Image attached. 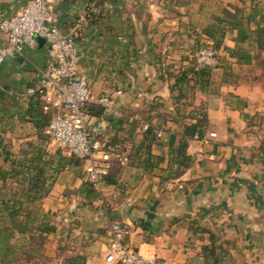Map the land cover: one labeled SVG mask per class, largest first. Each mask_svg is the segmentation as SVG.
Here are the masks:
<instances>
[{
    "label": "crops",
    "instance_id": "obj_1",
    "mask_svg": "<svg viewBox=\"0 0 264 264\" xmlns=\"http://www.w3.org/2000/svg\"><path fill=\"white\" fill-rule=\"evenodd\" d=\"M27 1L0 0V9L14 15ZM257 3L256 20L264 25V0ZM235 5L242 0H51L58 24L77 45L93 96L121 93L117 112L94 115L92 125L103 147L114 142L107 171L116 183L106 182L104 200L91 199L83 188L86 161L58 176L43 200L56 231L47 236L39 264H110L111 222L127 226L132 248L167 264H206L202 248L212 238L225 243L234 264H264V51L252 47V62L245 64L221 49L232 74L216 68L212 93L193 81L176 86L197 49L213 44L204 33L213 16ZM235 36L227 31L224 46L235 48ZM48 62L38 38L0 65V138L16 153L40 142L28 88ZM201 109L207 122L195 118ZM199 125L203 137L195 132ZM151 127L155 138L145 137ZM183 135L187 167L171 164ZM144 140L155 166L144 168L136 156L122 164L118 154L129 155ZM48 149L57 148L50 143ZM139 155L140 161L149 157Z\"/></svg>",
    "mask_w": 264,
    "mask_h": 264
},
{
    "label": "trees",
    "instance_id": "obj_2",
    "mask_svg": "<svg viewBox=\"0 0 264 264\" xmlns=\"http://www.w3.org/2000/svg\"><path fill=\"white\" fill-rule=\"evenodd\" d=\"M247 1L242 0V6H230L232 9L225 7L221 15L213 16L204 33L213 41L211 46L217 54L219 63L216 66L197 68L196 54L199 47L190 67L182 71L178 77L177 88L180 87L182 90L181 84L185 85L193 81L203 92H214L212 84L214 70L223 67L225 76L232 74L231 64L221 56V49L226 50L231 58L245 64L252 62L253 55L250 51L252 47L264 51V25H260L256 20L259 15L257 0H250V5ZM253 23L258 25L254 27ZM229 30L236 31L235 48L224 46V38ZM44 105L40 93L32 95L29 113L40 140L38 144L28 142L16 153L0 138V155L4 161L0 164V264H14L18 259L25 264H39L45 258V240L49 234L56 231V226L52 223L53 215L44 209L43 200L51 193L59 175L68 169L82 167L85 161L74 154H66L62 147H56L53 154L49 151L48 145L51 141L46 130L53 112L45 110ZM91 113L99 116L103 115L104 111L100 106H94L91 108ZM195 118L198 123L208 121L207 113L203 109L196 113ZM196 128L195 132L199 137H203L205 130L200 125ZM144 134L145 137H156L152 127ZM112 144L114 142L105 145L104 150L116 152L109 146ZM187 148L188 138L187 135H183L172 152V165L187 167L190 164L191 157ZM150 151L151 144H147L144 140L137 145L132 152L133 155L129 153L127 157L131 159L132 156L133 158L136 156V163L150 169L155 166ZM141 152L149 154V157L140 161ZM262 152L264 154V144ZM178 173V170L171 171L174 175ZM105 181L116 183L111 179L108 171ZM83 188L87 197L91 199L100 197L88 179ZM202 256L206 264H234L225 243L218 242L215 238L203 246Z\"/></svg>",
    "mask_w": 264,
    "mask_h": 264
},
{
    "label": "built area",
    "instance_id": "obj_3",
    "mask_svg": "<svg viewBox=\"0 0 264 264\" xmlns=\"http://www.w3.org/2000/svg\"><path fill=\"white\" fill-rule=\"evenodd\" d=\"M87 15H82L85 20ZM47 45L49 62L41 72L28 93H40L44 99L45 110H51L53 117L47 127L51 144L66 148L86 161V176L99 193L105 197V177L112 152L103 148L92 125L94 115L91 108L100 106L104 114L116 113V95L93 96L88 76L79 70L80 54L73 38L58 24L51 0H28L23 8L14 15L0 9V65L7 58L23 54L27 48L34 47L38 38ZM197 68L216 66L217 54L211 45H203L197 54ZM158 133V137H162ZM216 137V132H211ZM120 162L126 164L127 156L119 155ZM117 198V195H113ZM110 229L112 242L106 255L110 264H167L156 255H150L132 248L126 242L129 232L127 226L119 222L106 225Z\"/></svg>",
    "mask_w": 264,
    "mask_h": 264
},
{
    "label": "rangeland",
    "instance_id": "obj_4",
    "mask_svg": "<svg viewBox=\"0 0 264 264\" xmlns=\"http://www.w3.org/2000/svg\"><path fill=\"white\" fill-rule=\"evenodd\" d=\"M198 52V51H197ZM218 136V134H217ZM216 136V137H217ZM212 137V136H211ZM216 137H213V138H216ZM64 151L68 152V150L66 148H63ZM14 264H25L24 261H21L20 259L16 260Z\"/></svg>",
    "mask_w": 264,
    "mask_h": 264
},
{
    "label": "water",
    "instance_id": "obj_5",
    "mask_svg": "<svg viewBox=\"0 0 264 264\" xmlns=\"http://www.w3.org/2000/svg\"><path fill=\"white\" fill-rule=\"evenodd\" d=\"M39 39L45 42V40L43 38L40 37Z\"/></svg>",
    "mask_w": 264,
    "mask_h": 264
}]
</instances>
